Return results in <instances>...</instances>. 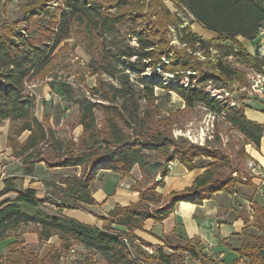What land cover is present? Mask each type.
Here are the masks:
<instances>
[{"label": "trees", "instance_id": "16d2710c", "mask_svg": "<svg viewBox=\"0 0 264 264\" xmlns=\"http://www.w3.org/2000/svg\"><path fill=\"white\" fill-rule=\"evenodd\" d=\"M42 1L27 0L28 8L34 7L31 10L33 15L52 12ZM173 1L179 10L193 17L192 23L197 21L215 33L221 42H230L217 45L225 55L238 56L243 63L257 71L262 70L264 61L258 51L250 53L237 37L256 38L264 25V0ZM113 9L116 10L111 11ZM59 10V14L50 13L51 21L40 27L39 35H32L29 28L17 29L16 22L0 28V125L10 120L9 146L13 148L14 156L20 159L24 175H34L35 166L40 162L50 169L73 167L80 168V172L63 176L59 181H44L47 190L43 197L38 195L36 188H20L17 177L5 178V188L0 192V240H9V252L0 255V264H56L74 246L100 254L108 264H185L186 254L199 264H219L194 243L172 246L165 241L154 254H149L144 247L153 245L135 234L143 229L146 220L162 221L168 217L177 202H201L220 190L234 194L237 186L245 183L240 177L235 179L226 175L223 151L182 137L176 139L170 130L161 128L154 121L157 110L154 102L158 98L156 85L144 77L136 80L132 75V71L142 72L146 61L151 66L161 63L165 53L157 49V35L166 34L170 23L178 30L181 43L196 51L208 49L212 42L194 32L190 23L184 24L182 18H176L177 15L162 0H150L146 4L137 0H67ZM126 22L136 24L133 32L138 46L124 43L119 26ZM137 27L141 28L136 30ZM74 34H83L89 47L97 46L96 51L101 53L100 58L89 64L92 74H106L114 82L99 78L90 95L77 96L71 84L50 81L51 86L57 85L67 100L79 107L77 125L83 127L82 135L77 141L73 138L66 141L52 127L47 115L43 119L37 117V98L28 91V86L40 79L39 76L52 63L57 48ZM132 57H136L135 60ZM178 59L180 61L176 64L189 62ZM126 60L129 64L125 63ZM214 67L223 79L245 81L240 71L222 60ZM168 90L176 92L186 107L198 103L216 114L226 110L224 103L216 101L200 86H172ZM99 112L102 114L101 124ZM224 118L248 141L260 145L264 125L248 119L243 107L229 109ZM26 131L29 132L27 139L18 141ZM245 155L249 157V154ZM200 157L213 161L195 178L193 185L163 196L165 204L152 208L155 196L148 194V190L164 186L169 163L180 160L193 170L198 165L195 160ZM135 165L146 178H162L150 189L135 185L140 192L138 202L128 206L116 204L108 217L102 219L101 226L87 224L65 213L66 210L95 204L90 187L96 178V169H109L125 176ZM9 193H15L16 197L1 199ZM23 204L34 207V211L27 212ZM29 224L36 226L40 243L58 236L60 245L40 257L20 240L23 227ZM250 226L258 229V233L251 234L249 226L245 227L242 232L244 241L236 250L248 264H264V207L257 202L254 203ZM165 247L173 252L167 253Z\"/></svg>", "mask_w": 264, "mask_h": 264}, {"label": "crops", "instance_id": "0c3cea01", "mask_svg": "<svg viewBox=\"0 0 264 264\" xmlns=\"http://www.w3.org/2000/svg\"><path fill=\"white\" fill-rule=\"evenodd\" d=\"M195 26L194 24L193 28ZM200 26L203 27L201 24ZM201 37L204 40L217 39L215 33L209 38ZM237 38L252 54L258 51L259 43L264 45V34L261 32H258L256 38L252 40L242 36ZM260 58L264 61V58ZM28 91L37 98L35 113L39 119L47 115L55 130L65 125L68 120L66 113L72 110L74 104L67 100L57 85L34 83L28 86ZM63 100L68 101L69 105H65ZM239 102L248 119L264 125V92L246 93ZM4 122L9 124L10 120ZM7 129L8 127L4 128L0 135V192L5 188V178L17 177L20 188H36L38 195L43 197L47 190L44 181H59L63 176L80 172V168L73 167L50 169L44 162H40L35 166L34 175H24L20 159L15 157L11 148L7 146L9 132ZM82 132L83 127L77 125L74 130V139L78 140ZM28 135V131L24 132L20 136L21 142H24ZM245 147L250 158L248 159L249 166H247L248 177H243L245 183L238 185L236 193L230 194L220 190L211 198L201 202L190 200L177 202L168 217L162 221L146 220L143 229L137 234L143 240L150 242L153 247L163 246L165 241L172 246H186L194 243L219 264H248L247 260L241 259L236 249L244 241L242 232L245 227L249 226L248 232L251 234L258 233V229L250 224L253 221L254 203L257 202L264 207V136L259 146L248 143ZM251 163L256 165L255 169L250 166ZM201 164L203 165L198 164L197 168L189 170L180 160L173 161L165 177L164 186L159 187L158 191L163 196H167L172 192L191 187L195 178L207 169V164ZM48 175H54V177L48 179L46 178ZM142 178L143 175L138 165L133 167L128 176L109 169L98 168L96 178L90 187L95 204L84 205L81 209L66 210L65 213L87 224L101 226L102 219L108 217V213L116 204L128 206L139 201L140 192L135 189V184ZM7 197L14 199L16 194L9 193L1 199ZM23 229L24 234L21 237L23 244L32 249L39 248L40 257H45L53 247L61 243L58 236H52L49 240L40 243L35 231L36 226L33 224L26 225ZM8 242L9 240L0 241V245L5 244L6 246L2 253L7 250ZM166 249L172 251L165 247ZM185 264H199V262L186 254Z\"/></svg>", "mask_w": 264, "mask_h": 264}, {"label": "rangeland", "instance_id": "374dc122", "mask_svg": "<svg viewBox=\"0 0 264 264\" xmlns=\"http://www.w3.org/2000/svg\"><path fill=\"white\" fill-rule=\"evenodd\" d=\"M66 1L67 0H44L41 3H45L46 5L51 3V5L49 6L51 7L50 9L52 12L50 13L57 12L59 14L60 7H64ZM137 1L142 4L150 2V0ZM162 1L173 14L177 15L176 18H182L184 20V23H190L193 31L207 38L212 37V31L201 27L199 23H196L197 21H194L192 23L191 18L193 17L190 14H186L182 10H179L173 0ZM103 5H105L106 7H110L106 3H104ZM33 8L34 7L28 8L27 0H0V28L4 25L16 22L17 29L29 28L32 35H39L40 27L50 23L52 14L45 13V15H33V11H31L33 10ZM147 9L148 7L145 5V11H147ZM115 10L116 9H113L111 11ZM153 18L154 20L156 19V17ZM176 23H178V21ZM194 24L196 25V28H193ZM135 26L136 24L131 25V23L129 22H126L119 26L124 43H129L130 46H138L137 40H134L133 38L135 36L133 32ZM140 28L141 27H137L136 30ZM167 29L168 31L166 32V34L157 35V41H159L157 49L165 53L161 57V63H157L154 66H151L150 62L146 61V65L142 68V70H140L142 72H138L137 74L136 72L133 73L136 80H138L137 78L144 77L145 79L150 80V82L156 85L155 91L158 98L154 102V105L157 107L154 121H156L161 126V128L170 130L172 136H174L176 139L182 137L189 142L207 145L210 147V149H218L223 151L226 160V163L223 165V170L225 171L226 175H230L235 179L240 177V179L243 180V177H248L247 166H249L248 163H250L248 161V159L250 158L245 155V153H247L245 145L251 142L248 141L244 134H242L239 130L232 127L224 117L229 109H239L240 107L242 108V105L239 101L242 97L245 96L247 92L245 90L242 91L241 88L249 87L250 80L248 74L252 73L256 69L249 64L243 63L238 58V56L235 55H233V58L231 59H222L217 56L211 58L209 57L210 54L206 53V50L196 51L194 50V48L181 43L178 36V30H176L173 23H170ZM205 41L214 42L216 45H227L228 43H230L229 41L221 42L220 39H206ZM95 47H89L88 42L84 40L83 34H74L72 38L61 43V45L53 54L54 57L50 66L39 76L40 79H36L30 85L34 83H50V81L59 80L71 84L74 87L77 96L80 94L90 95L91 89L98 85L99 78H103L109 81L112 80L108 75L103 73L92 74V70L89 64L92 60L101 57V53L96 51ZM107 49H109V46ZM220 51L223 53V50ZM165 57H168V59L166 58V62H164L163 60ZM178 58L187 59L189 62L185 63L186 65L184 64V62L176 64L180 61ZM219 60H222L230 67L240 71L243 75V78L245 79L244 83L240 82L237 79H223L220 71L214 67ZM159 65H161V67H159ZM189 69L197 71L196 75L191 76L190 78L192 79V81L198 82V84L190 85L196 87L197 85L200 86L201 88L209 92L216 101L224 103L223 105L226 106V110L224 112L216 114L210 111L204 104L198 103L192 107H186L185 102L176 92L168 90V87L171 86L187 87L180 84L176 85L175 83L171 82L170 75H174L178 80L183 79L179 76L187 74V71ZM183 80H185V78ZM112 81L114 82V80ZM163 84H165L166 86H162ZM231 84L235 85L233 98L230 95H227V93L225 92H222L223 96L226 98L225 100L221 99L215 94L216 92H220L213 89L215 86H226V89H228V86H230ZM67 102L63 100V103L65 105H69V102ZM66 114L68 116V120H66L65 125L59 127L57 132L61 138L68 141L71 138L74 139L75 137L74 130L77 126L79 107L74 104L72 106V110L67 112ZM98 116L101 124L102 114L99 112ZM6 127H8L9 129V132L7 129V146L11 148L13 153V148L9 146V137L11 136V123L8 124L7 122H3L0 125V135L2 134V130ZM17 140L21 141L20 137ZM195 161L196 164L204 163L209 165L213 160L207 157H200ZM130 173L128 175H130ZM52 177H54V175H48L46 178L51 179ZM161 179L162 178L160 176L155 179L146 178L143 176L142 180L137 181L135 185L140 188L150 189L151 186L155 187V184L161 181ZM158 188L159 187L148 190V194H152V196H155V201L151 206L154 209L163 206L166 202L165 197H163V195L158 191ZM23 207L27 212L30 213H32V210H34V207L27 204H23ZM114 227L121 228L120 226L116 225H114ZM138 231L141 230H137L135 234L140 239H142L137 234ZM20 240L22 241V239ZM5 247V244L0 245V255L7 254L9 252L7 249L2 253ZM152 248L156 252L157 247ZM31 249L32 248H30V250ZM32 250L38 254L40 252L39 248ZM166 251L167 253L173 252V250L171 251L168 249H166ZM0 263H2L1 256ZM56 264L108 263L100 254L88 251L82 246H74L69 253L63 254Z\"/></svg>", "mask_w": 264, "mask_h": 264}, {"label": "built area", "instance_id": "2783aa9c", "mask_svg": "<svg viewBox=\"0 0 264 264\" xmlns=\"http://www.w3.org/2000/svg\"><path fill=\"white\" fill-rule=\"evenodd\" d=\"M57 4V3H56ZM48 4V7H50ZM51 8V7H50ZM184 24H187L186 22ZM184 25H179V27H183ZM259 32L264 34V26L260 28ZM134 40H136V37H133ZM204 39V38H203ZM264 45L259 43L258 44V53H259V57L264 58ZM206 53L210 54L209 57H220L222 59H231L233 58V55H225L224 53H222L219 49V47L212 42L211 45L208 47V49H206ZM136 57H132V59H135ZM193 72H197V71H193ZM168 76V74H167ZM179 76V75H178ZM182 78H186L187 79V87L190 86V84H198V82H194L192 80H190V74H184L182 76H179ZM249 80H250V84L249 87H242L241 90L242 91H246L247 93H262L264 92V63L262 65V70L261 71H257L254 70L252 73L248 74ZM234 87L235 85L231 84L230 86H228V89H226V86H215L213 89L214 90H218V91H222L227 93V95H230L233 98V92H234ZM172 164V162L169 163V166ZM250 166L255 169L256 165L254 163H251ZM144 249L149 253V254H154L155 251L153 250L152 247H144Z\"/></svg>", "mask_w": 264, "mask_h": 264}, {"label": "bare ground", "instance_id": "6f19581e", "mask_svg": "<svg viewBox=\"0 0 264 264\" xmlns=\"http://www.w3.org/2000/svg\"><path fill=\"white\" fill-rule=\"evenodd\" d=\"M206 56V55H205ZM166 58L168 59V57H165L163 60H164V62H166ZM170 59V58H169ZM132 60H135V59H132ZM163 62V63H164ZM126 64H129V62H128V60H126V62H125ZM129 67V66H128ZM159 67H161V65H159ZM159 69V68H158ZM128 71H130V70H128ZM193 71H195V70H192V69H189L188 71H187V74H190V77L191 76H195L196 75V73L197 72H193ZM132 73H135L134 71H132ZM137 73V72H136ZM133 76H134V74H132ZM171 76V78H170V81L171 82H173V83H175L176 85H185V86H187V79L185 78V80H183V79H177V78H175V76L174 75H170ZM179 78V77H178ZM194 78V77H193ZM198 78V77H197ZM191 79V78H190ZM146 80H148V79H146ZM192 80V79H191ZM197 80V79H196ZM195 80V81H196ZM149 82H150V80H148ZM173 85V84H172ZM169 86V85H168ZM198 86V85H197ZM172 87V86H171ZM217 96H219L221 99H223V100H225L226 98L223 96V94H222V91H220V92H216L215 93ZM230 101V100H229Z\"/></svg>", "mask_w": 264, "mask_h": 264}]
</instances>
